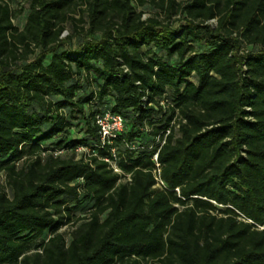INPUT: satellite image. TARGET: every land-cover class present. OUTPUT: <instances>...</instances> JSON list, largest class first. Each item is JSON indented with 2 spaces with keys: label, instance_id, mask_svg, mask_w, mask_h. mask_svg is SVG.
<instances>
[{
  "label": "trees",
  "instance_id": "1",
  "mask_svg": "<svg viewBox=\"0 0 264 264\" xmlns=\"http://www.w3.org/2000/svg\"><path fill=\"white\" fill-rule=\"evenodd\" d=\"M9 1L0 264H264V0H24L22 28Z\"/></svg>",
  "mask_w": 264,
  "mask_h": 264
},
{
  "label": "built area",
  "instance_id": "2",
  "mask_svg": "<svg viewBox=\"0 0 264 264\" xmlns=\"http://www.w3.org/2000/svg\"><path fill=\"white\" fill-rule=\"evenodd\" d=\"M125 120L122 114L107 110L102 114L96 116V124L99 127L100 133V145L101 147L107 146L109 154L101 157L105 160L109 167L113 170V172L120 174L122 177L120 180H130L129 173H123L121 170L118 159L119 155L117 152V147L115 145L116 139L121 134L125 128ZM169 132L165 133L163 137L157 136L156 142L158 144L157 150L154 152L152 156V160L155 163V168L153 169V174L156 179V187H164L165 182L161 178V165L158 160V152L160 150L161 145L165 142V136ZM86 148L83 146L78 147V151L85 150Z\"/></svg>",
  "mask_w": 264,
  "mask_h": 264
},
{
  "label": "rangeland",
  "instance_id": "3",
  "mask_svg": "<svg viewBox=\"0 0 264 264\" xmlns=\"http://www.w3.org/2000/svg\"><path fill=\"white\" fill-rule=\"evenodd\" d=\"M9 4H10L11 8L14 10V12L16 11V15H14L13 19H12L14 24H16L19 28H22L24 23H25L26 15H27V12H28L27 3L24 0H10ZM22 8H23V10H22ZM149 8H150L149 6H146L145 10H149ZM71 14L75 15V16H78L77 12H74V11H72ZM146 14H148V12H146ZM64 24H65V29H64V31L62 33V37H66L69 33H73L74 35H76L73 22L70 19H68ZM74 40L75 39H72V43L74 42ZM74 122H78V121L75 119ZM71 130H72V136L73 137L82 136V127H81V125L80 126L79 125L72 126ZM1 183L5 184L4 177L1 179ZM77 212L78 213H84V211H81V210H78ZM72 226H73V224H68V225L63 226V227L60 228V231L65 233L67 239L70 238L69 233L73 229Z\"/></svg>",
  "mask_w": 264,
  "mask_h": 264
}]
</instances>
